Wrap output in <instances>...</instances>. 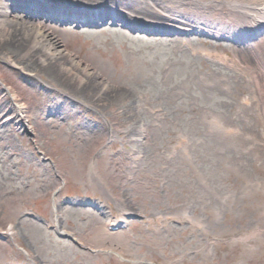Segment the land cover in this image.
Returning <instances> with one entry per match:
<instances>
[{"label": "rangeland", "instance_id": "1", "mask_svg": "<svg viewBox=\"0 0 264 264\" xmlns=\"http://www.w3.org/2000/svg\"><path fill=\"white\" fill-rule=\"evenodd\" d=\"M29 1L5 4L24 22L45 25L64 51L89 68L82 82L107 88L92 96L84 87H74V80L53 75L50 65L39 68L23 53L0 46V81L15 95L32 127L24 134L14 124L0 130V230L12 229L10 243H0V264L28 259L32 264H264V187L250 198L244 195L243 176L228 175L225 160L214 157L213 135L204 120L230 98L203 84V76L210 77L215 68L211 61L174 37H147L121 26L61 28L25 14L20 6ZM59 1L64 6L109 4ZM124 1H140L151 12H160L144 0ZM120 11L134 15L125 7ZM135 17L139 22L158 20ZM187 40L193 45L219 42L227 51L236 48L221 39L190 35ZM9 111L11 105L1 98L0 112L11 116ZM93 159L108 197L90 182ZM256 172L252 175L262 180L264 175ZM65 197L72 203L98 199L116 219L127 212L143 218L109 231L103 212L63 204ZM24 213L123 260L113 253L89 255ZM185 213L193 220L183 219ZM249 226L261 230L244 239Z\"/></svg>", "mask_w": 264, "mask_h": 264}, {"label": "bare ground", "instance_id": "2", "mask_svg": "<svg viewBox=\"0 0 264 264\" xmlns=\"http://www.w3.org/2000/svg\"><path fill=\"white\" fill-rule=\"evenodd\" d=\"M47 1H29L24 13L36 15L35 18L41 20H74L72 22L79 27L89 23L86 18L87 12L93 9L78 7L75 4L65 7L62 6L64 2ZM107 1H109L107 8L109 12L105 25L110 24L109 15H112L117 7L120 9L125 7L135 16L138 14L155 16L158 20L154 23L168 27L169 32L182 35L194 33L199 37L201 32L207 35L205 38L221 37L222 40L231 42L236 47L231 46L228 53L219 42L199 40V44L193 45L186 38L181 40L191 52L201 58L210 59L212 67H215L211 70L210 77L203 76V84L206 87H216L212 91L217 90L230 95L225 103L226 107L204 116L207 127L213 135L214 157L218 161L225 160L228 175L243 176L245 181L243 193L247 198L255 195L258 189L264 187V178L257 180L255 176L257 174L252 175L256 170V173L264 175L262 170L264 168V0H144L146 6L155 7L160 11L159 13L151 12V9L146 8L140 1L130 3L124 0ZM9 9L5 0H0L2 48L8 49L11 53H23L26 55L25 59L39 63V68L41 66L46 69L45 65H50L52 67L50 72L53 75L58 74V78H62L65 82L71 83L74 80V87L78 88L77 85H80L92 96L102 94L99 93L100 90L107 87L101 84L95 86L92 80L82 82V75H87L89 68L75 60L72 54L64 51L53 32L48 31L40 22H24ZM134 15L127 17L133 20ZM100 22L102 19L97 20V23ZM162 28L148 29L161 31L164 30ZM8 62L11 65L16 64L11 58H8ZM2 88L7 91L5 87ZM7 92L10 97L12 118L29 133L32 132V127L24 119L23 108L15 102V95ZM106 94L104 95L110 98L109 93ZM3 119L4 117L0 116V123H3ZM89 179L94 187L101 190L102 195L108 197L93 165L90 168ZM261 214H264L262 209ZM183 218L193 220L186 213ZM11 230L9 227L8 233H11ZM259 230L261 229L249 226L242 238H255Z\"/></svg>", "mask_w": 264, "mask_h": 264}]
</instances>
